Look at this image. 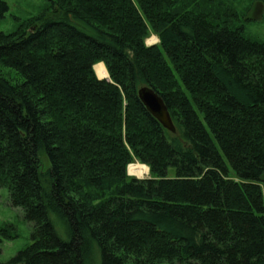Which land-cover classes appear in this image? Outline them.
<instances>
[{
	"label": "trees",
	"instance_id": "1",
	"mask_svg": "<svg viewBox=\"0 0 264 264\" xmlns=\"http://www.w3.org/2000/svg\"><path fill=\"white\" fill-rule=\"evenodd\" d=\"M45 1L0 33V188L32 225L0 264H264V0Z\"/></svg>",
	"mask_w": 264,
	"mask_h": 264
},
{
	"label": "rangeland",
	"instance_id": "2",
	"mask_svg": "<svg viewBox=\"0 0 264 264\" xmlns=\"http://www.w3.org/2000/svg\"><path fill=\"white\" fill-rule=\"evenodd\" d=\"M8 4L9 11L3 20H0V33H13L21 23L29 21L30 19L36 18L47 9V4L45 0H3ZM260 2V1H258ZM248 21L245 22L247 27L246 35L250 38L264 41V2L258 4L253 8L252 12L248 14ZM160 39L156 34H151L147 39L146 45L156 46L159 45ZM104 64H97L94 69L96 75L101 80H109L110 76L108 73V78H103L101 74V69H99ZM5 78L11 79L13 82L19 81L17 74L13 71L0 69ZM46 159V158H45ZM47 165V163H46ZM132 165L144 166L148 169L147 175L144 177H137L136 175H131L129 169ZM128 167V175L137 179L149 178V168L146 165L140 164L138 162L132 164ZM173 173V172H172ZM11 226L17 232V238L13 240H3L1 246L0 263H6L12 258H14L20 251L25 250L32 244V225L28 223L20 209L12 208L9 203V193L5 188H0V237L2 236L4 227ZM59 235L64 240H68L67 235L61 227H57ZM13 235V232H11Z\"/></svg>",
	"mask_w": 264,
	"mask_h": 264
},
{
	"label": "water",
	"instance_id": "3",
	"mask_svg": "<svg viewBox=\"0 0 264 264\" xmlns=\"http://www.w3.org/2000/svg\"><path fill=\"white\" fill-rule=\"evenodd\" d=\"M138 97L147 110L167 131L176 133V127L170 112L160 95L151 87L143 86L138 91Z\"/></svg>",
	"mask_w": 264,
	"mask_h": 264
},
{
	"label": "bare ground",
	"instance_id": "4",
	"mask_svg": "<svg viewBox=\"0 0 264 264\" xmlns=\"http://www.w3.org/2000/svg\"><path fill=\"white\" fill-rule=\"evenodd\" d=\"M99 69H101V74L103 78H108V73L104 66H101ZM129 173L131 175H136L137 177H144L148 173V169L144 166H138V165H132L129 169Z\"/></svg>",
	"mask_w": 264,
	"mask_h": 264
}]
</instances>
